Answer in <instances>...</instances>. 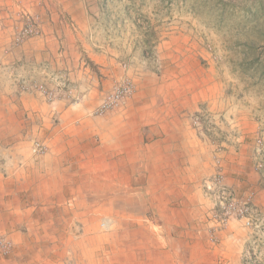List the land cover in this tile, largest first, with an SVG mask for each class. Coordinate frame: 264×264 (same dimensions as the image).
<instances>
[{
    "label": "crops",
    "instance_id": "0c3cea01",
    "mask_svg": "<svg viewBox=\"0 0 264 264\" xmlns=\"http://www.w3.org/2000/svg\"><path fill=\"white\" fill-rule=\"evenodd\" d=\"M26 1L42 0H0V60L47 81L44 67L64 70L80 101L63 90L48 103L0 79V235L12 245L0 264H243L248 230L232 223L210 239L203 184L215 171L214 146L192 118L203 106L223 117L225 182L241 194L254 188L264 217L248 118L233 116L203 66L184 70L177 55L158 75L143 55L122 67L118 51L92 37L94 0H44L41 36L7 54L11 13ZM125 78L136 92L95 115ZM36 141L46 155H34Z\"/></svg>",
    "mask_w": 264,
    "mask_h": 264
},
{
    "label": "rangeland",
    "instance_id": "374dc122",
    "mask_svg": "<svg viewBox=\"0 0 264 264\" xmlns=\"http://www.w3.org/2000/svg\"><path fill=\"white\" fill-rule=\"evenodd\" d=\"M41 2H33L31 5L26 1L22 5L26 7H22L18 13H11L12 36L14 26L21 21L18 17L21 11H36L42 18L40 9L45 4L44 0ZM94 3L91 11L97 15L94 21L97 32L92 37L116 49L122 58V67L127 68L131 59H139L141 55L150 59L147 67L151 72L156 70L155 75L160 70L168 69L167 62H171L173 55L178 56V63L184 70L193 67V64L203 66L204 79L218 82L221 94L226 101L229 100L227 104L229 102L233 116L248 118L249 142L254 149L256 170L264 169V0H94ZM169 45L179 46L180 53L171 54L166 51ZM20 48L22 46H14L11 37L6 52H19ZM22 70L23 66L18 63L15 65L0 60V79L10 81V85L20 91L15 78L35 77ZM71 83L78 90L77 85L73 81ZM203 115L211 118L210 127L205 124L195 125L196 118H202ZM192 119L194 128L200 130L203 140L211 141L214 146L215 171L212 177L219 169L224 175L223 159L219 156L222 150L220 142L230 133L221 128L223 117L203 106L202 111ZM212 177L203 184L204 196L211 206L210 239L216 243L218 236L232 223L248 230L250 236L242 253L244 264L252 232L238 221H231L226 226H220L214 221L213 202L205 195V184ZM234 190L239 197L253 193L255 202L257 192L254 188L249 187L245 194ZM255 205L263 214L256 202Z\"/></svg>",
    "mask_w": 264,
    "mask_h": 264
},
{
    "label": "built area",
    "instance_id": "2783aa9c",
    "mask_svg": "<svg viewBox=\"0 0 264 264\" xmlns=\"http://www.w3.org/2000/svg\"><path fill=\"white\" fill-rule=\"evenodd\" d=\"M21 20L13 28V44L15 47L23 46L27 41L38 38L42 33V18L38 12L23 10L18 15ZM48 81L56 83L57 88L49 86L48 83L38 81L35 77L15 78L19 88L23 93H38L46 99L48 103H53L63 90L67 91L66 97L74 96V100L79 101L76 96V87L72 85L67 73L57 71L51 73L48 67H44ZM7 72H11L7 70ZM136 92V86L128 78L113 86L110 92L103 98L95 115L100 116L119 108L128 98ZM74 94V95H73ZM205 124L211 126L212 120L207 115L196 118L195 125ZM35 156H44L48 152L46 144L36 141L33 144ZM220 162V161H219ZM261 167V166H259ZM205 195L213 202V219L220 226H226L231 221H238L250 229L252 239L247 249L244 264H264V217L259 208L255 205L254 194L239 197L236 191L225 183L222 170L212 177L205 184ZM12 245L6 237L0 235V255L11 254Z\"/></svg>",
    "mask_w": 264,
    "mask_h": 264
}]
</instances>
